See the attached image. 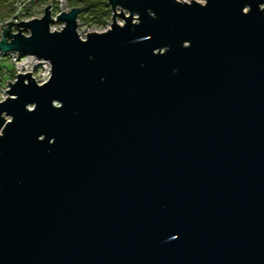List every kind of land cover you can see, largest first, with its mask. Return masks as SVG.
Returning a JSON list of instances; mask_svg holds the SVG:
<instances>
[{
    "label": "water",
    "instance_id": "water-1",
    "mask_svg": "<svg viewBox=\"0 0 264 264\" xmlns=\"http://www.w3.org/2000/svg\"><path fill=\"white\" fill-rule=\"evenodd\" d=\"M191 1L1 25L0 264H264V0Z\"/></svg>",
    "mask_w": 264,
    "mask_h": 264
},
{
    "label": "built area",
    "instance_id": "built-area-1",
    "mask_svg": "<svg viewBox=\"0 0 264 264\" xmlns=\"http://www.w3.org/2000/svg\"><path fill=\"white\" fill-rule=\"evenodd\" d=\"M40 1L41 0H17L13 4L11 15L4 20H0V40L3 36V30L8 27V24H5L2 28V24L10 21H13V23H19L20 21L28 22L37 18L38 16H30L31 18L29 19L27 17L32 13L33 8L36 9V7L39 6L38 3H40ZM46 1L47 0H45L44 3H46ZM18 28L21 29L23 27L19 26ZM18 28L12 25L11 33L12 31L16 32L19 30ZM23 29L24 32H28L27 29ZM30 57L31 55H23L19 52H0V102L5 101L8 96L11 97L6 90L11 89L9 82L14 84L17 81V75L20 73L26 74L27 72H31L32 77L39 85H43L49 81L52 75V66L50 61L38 58L32 62L29 60ZM3 86L5 89L2 88ZM31 108L32 107H29L30 110ZM4 118L6 121H10V117L5 116Z\"/></svg>",
    "mask_w": 264,
    "mask_h": 264
},
{
    "label": "rangeland",
    "instance_id": "rangeland-1",
    "mask_svg": "<svg viewBox=\"0 0 264 264\" xmlns=\"http://www.w3.org/2000/svg\"><path fill=\"white\" fill-rule=\"evenodd\" d=\"M180 1H184V2H192L191 0H180ZM200 3H205V0H194ZM50 5V13L52 16V19H54V23L51 25L52 30H56V31H60V29L63 28V23L57 21V15L61 14L62 12H68L70 11V9L72 8H80L79 6L81 5L80 2H78L77 4H75V0H47L46 3L39 5L38 7H36V9H32V13L30 15H28V19L31 18L30 16H38V18L42 17L45 13V8ZM74 5H76V7H74ZM35 7V6H34ZM9 9V7H8ZM80 10V9H79ZM121 8H117V12L120 13L121 12ZM112 14H113V10H112ZM11 15V9H10V13L9 16ZM118 23L120 24H124V20L122 18H117ZM27 21V19H26ZM112 23V15L111 17L108 19L107 23L104 26H99L97 24V22H93L90 21L88 19V21L82 20L80 18H78V29L77 32L80 35V37L82 39H86L87 33H91V32H104L107 29L110 28ZM21 32L24 35H29V31L28 32H24V29L21 28ZM19 32V30H17L16 32L12 31V34H17ZM34 107L31 108V110H33ZM5 117V116H3ZM11 120V119H10Z\"/></svg>",
    "mask_w": 264,
    "mask_h": 264
},
{
    "label": "trees",
    "instance_id": "trees-1",
    "mask_svg": "<svg viewBox=\"0 0 264 264\" xmlns=\"http://www.w3.org/2000/svg\"><path fill=\"white\" fill-rule=\"evenodd\" d=\"M15 2L16 0H0V20L9 17L10 9L12 13ZM78 2L81 3L78 18L82 20L88 21L89 19L97 22L99 26H104L112 15V9L107 0H75V4Z\"/></svg>",
    "mask_w": 264,
    "mask_h": 264
},
{
    "label": "bare ground",
    "instance_id": "bare-ground-1",
    "mask_svg": "<svg viewBox=\"0 0 264 264\" xmlns=\"http://www.w3.org/2000/svg\"><path fill=\"white\" fill-rule=\"evenodd\" d=\"M184 2V1H183ZM61 30V29H60ZM6 122H8V121H6Z\"/></svg>",
    "mask_w": 264,
    "mask_h": 264
},
{
    "label": "clouds",
    "instance_id": "clouds-1",
    "mask_svg": "<svg viewBox=\"0 0 264 264\" xmlns=\"http://www.w3.org/2000/svg\"><path fill=\"white\" fill-rule=\"evenodd\" d=\"M52 30V29H51Z\"/></svg>",
    "mask_w": 264,
    "mask_h": 264
}]
</instances>
